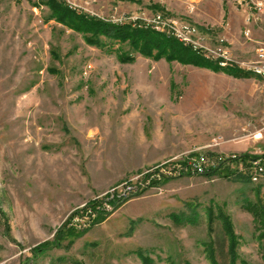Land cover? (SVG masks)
<instances>
[{
  "label": "rangeland",
  "instance_id": "rangeland-1",
  "mask_svg": "<svg viewBox=\"0 0 264 264\" xmlns=\"http://www.w3.org/2000/svg\"><path fill=\"white\" fill-rule=\"evenodd\" d=\"M56 1L200 59L92 44L46 0H0V264H233L228 223L236 264H264V229L244 207H264V174L237 159L264 155V0ZM195 161L252 183L194 173ZM70 229L81 235L53 246Z\"/></svg>",
  "mask_w": 264,
  "mask_h": 264
},
{
  "label": "trees",
  "instance_id": "trees-1",
  "mask_svg": "<svg viewBox=\"0 0 264 264\" xmlns=\"http://www.w3.org/2000/svg\"><path fill=\"white\" fill-rule=\"evenodd\" d=\"M46 4L51 8L52 14L54 18L59 20L65 25H68L69 28L77 30V31H85V33L91 34L88 37V41L92 44L99 42V37H106L112 40H118L122 42H128L130 43L131 47L141 52L144 55L148 56H162L167 55L168 57H179L181 54H185L186 56L193 58V59H200V55L195 51H192L190 49H186L182 46L179 41L174 37H168L166 35H162L160 33H157L156 31L148 30V29H140V28H133L130 25H122V26H114L107 23H104L102 21H92L94 18L91 17H83V16H77L75 14L70 15L66 13V9L64 6L59 5V2L56 0H46ZM66 13V14H65ZM71 13V12H69ZM169 51H171L169 53ZM155 53V54H154ZM127 58H130L129 56ZM180 58V57H179ZM210 63L219 69L226 70L228 72H232L234 69L233 67H221L219 65V62H214L210 60ZM243 74V72H240ZM240 161H243L245 166H247L250 170L251 161L254 160H261L262 163H264V155L262 156H251L248 154H243L239 158ZM236 161V160H235ZM205 173V174H204ZM203 174L207 176H214V175H225V176H231L232 174L235 177V180L243 183L245 185H250L252 183V180L250 179L249 175L242 172H234L230 170V167H226L225 164L218 163L214 167H208ZM165 179V177L163 176ZM264 186V182L258 186L262 187ZM255 190V189H254ZM260 190V188L256 189ZM255 190V191H256ZM256 194H259L257 192ZM132 196V195H131ZM126 201V200H124ZM124 201H120L118 199H113L110 201V204L113 208H117L119 205H121ZM96 205L98 204L94 203L91 205L92 209L95 210L99 216L102 215V213L97 209ZM244 207L251 211L255 217V221L257 225H259V228L264 229V207L258 202H251L249 200H245ZM106 215L108 213H105ZM103 216V215H102ZM105 216V215H104ZM175 218H179V220H182L177 215H174ZM226 224V223H225ZM228 226H224L225 230L224 234L228 240L229 248L231 249V260L233 264H236V257L237 255H233V247L234 245H237V241L233 232V229L231 225L228 223L226 224ZM81 234H77L76 232L72 231V229L67 231V235L62 234V237L58 240L54 241L53 246H62L64 239L68 236L70 237H78ZM66 236V237H65ZM49 244H43L35 250V255L43 254L47 250H49L51 247ZM209 248V247H207ZM210 252L214 251L213 248H209ZM143 261H148L147 254L145 251H141L139 253ZM217 263V262H216ZM248 264V263H244Z\"/></svg>",
  "mask_w": 264,
  "mask_h": 264
},
{
  "label": "built area",
  "instance_id": "built-area-1",
  "mask_svg": "<svg viewBox=\"0 0 264 264\" xmlns=\"http://www.w3.org/2000/svg\"><path fill=\"white\" fill-rule=\"evenodd\" d=\"M226 64L224 63V66ZM255 70H261L264 71L263 69H255ZM188 169L190 171H193L194 173H199V174H203L205 172V170L208 168L207 166H204V164H200L198 162H189L187 165ZM250 170L252 171V180L257 182L259 181L260 177L263 176L264 174V168L263 166L260 164V162H255V161H251V166H250ZM161 176V175H160ZM136 192V186L131 185V186H127L124 188V191L118 195H111L112 199H119L120 201H124L127 200L131 197V195L133 193Z\"/></svg>",
  "mask_w": 264,
  "mask_h": 264
},
{
  "label": "bare ground",
  "instance_id": "bare-ground-1",
  "mask_svg": "<svg viewBox=\"0 0 264 264\" xmlns=\"http://www.w3.org/2000/svg\"><path fill=\"white\" fill-rule=\"evenodd\" d=\"M255 71H256L257 74H264V71H261V70H255Z\"/></svg>",
  "mask_w": 264,
  "mask_h": 264
}]
</instances>
